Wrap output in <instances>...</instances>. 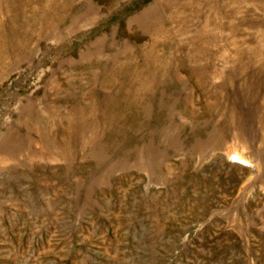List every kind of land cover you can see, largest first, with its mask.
I'll return each mask as SVG.
<instances>
[{
  "label": "rangeland",
  "instance_id": "1",
  "mask_svg": "<svg viewBox=\"0 0 264 264\" xmlns=\"http://www.w3.org/2000/svg\"><path fill=\"white\" fill-rule=\"evenodd\" d=\"M0 264H264V0H0Z\"/></svg>",
  "mask_w": 264,
  "mask_h": 264
}]
</instances>
